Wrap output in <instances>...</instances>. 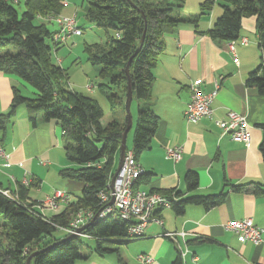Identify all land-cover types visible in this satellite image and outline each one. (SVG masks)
<instances>
[{
	"label": "trees",
	"instance_id": "trees-1",
	"mask_svg": "<svg viewBox=\"0 0 264 264\" xmlns=\"http://www.w3.org/2000/svg\"><path fill=\"white\" fill-rule=\"evenodd\" d=\"M19 1L0 0V70L19 76L35 92L26 95L14 87L10 110L0 113V131L3 132L0 141H4L7 126L14 121L22 105L27 107L33 126H37L39 112L46 121L56 120L63 130L67 159L79 164L64 167L59 174L83 182L84 186L81 197L63 211L44 219L34 208L36 200L29 199L28 195L35 181L29 186L20 184L17 190H12L18 195V200L4 194L0 183V216L3 217L0 224V264H27L29 257V264H74L83 257L82 236L65 232L63 237H58L55 233L62 230L57 225L67 226L81 208H100L98 193L107 186L117 169L123 132L127 126V118H121L119 110L125 116L126 67L130 58L133 57L129 69L133 93L142 101L138 107L131 148L139 161L140 156L151 148L160 120L149 101L155 78L153 68L166 48V38L175 34L182 23H190L197 28L201 17L211 13L215 0L201 2L200 12L188 15L180 12L184 0H84L86 17L103 27L107 37L105 42L85 46L89 60L102 65L99 76L107 80L99 84L112 113L106 124L102 123L104 109L99 100L65 86L67 70L53 60L52 49H57L59 44L53 41L55 30L48 24L53 22V16L63 13L66 7L64 0H24L25 9L21 14L13 4ZM220 3L222 12L206 31L215 40L237 39L243 16L257 17L262 61L250 72L247 84L257 87L264 95V0H220ZM8 45L18 47V52H1ZM260 126L264 133V123ZM260 150L264 157V135ZM150 180L151 173L145 171L138 178L136 187L149 184ZM185 183L187 190L196 189L198 172L189 170ZM248 185L236 184L231 188L240 191L248 189ZM251 185L255 193L261 192L257 183ZM161 193L172 200V208L177 214H183L188 204H201L209 209L223 203L226 198L225 192L186 197L174 189ZM127 228L125 221L108 217L94 220L84 228V232L95 239V251L104 254L119 249L104 243L120 244L140 238H129ZM54 242L59 243L53 245ZM174 264H183L182 258L178 256Z\"/></svg>",
	"mask_w": 264,
	"mask_h": 264
},
{
	"label": "crops",
	"instance_id": "crops-1",
	"mask_svg": "<svg viewBox=\"0 0 264 264\" xmlns=\"http://www.w3.org/2000/svg\"><path fill=\"white\" fill-rule=\"evenodd\" d=\"M67 1L63 13L77 14L72 2ZM215 4L209 15L201 17L197 28L182 23L175 34L166 38V48L153 68L155 78L149 105L160 120L151 148L139 158L151 173V180L139 187L159 193L174 189L185 197L225 192L226 198L209 209L201 204H188L183 214H177L173 208L160 209L157 214L162 224L151 222L142 237L118 245L115 252L120 264H174L178 256L183 264H264V234L263 241L254 244L242 242L236 232L225 228L227 221L245 217L264 227V157L260 150L264 135L260 126L264 123V95L257 87L247 84L250 72L262 61L257 17L243 16L239 37L234 41V55L230 41L215 40L206 33L222 12V7L218 10ZM242 37L248 39L247 44L241 42ZM193 82L206 91L217 90L212 117H204L198 123L189 122L184 113L191 99ZM15 86L26 95L35 92L19 76L0 70V113L10 110ZM137 102L139 107L142 101L138 99ZM230 110L247 117L251 125L249 145L224 134L216 123L219 119H227ZM28 114L27 107L20 106L14 121L7 126L2 142L7 157H0V183L4 188L17 190L25 180L32 179L35 183L28 194L32 200L56 189L65 190L45 177L52 166L62 185L77 183L66 181L59 174L64 167H76L65 157L60 124L56 120H44L39 112L37 126H33ZM119 116L125 118L121 109ZM2 136L0 131V138ZM174 146L182 147L179 161L166 157V148ZM189 170L199 174V185L191 191L185 183ZM251 183H257L261 192L255 193ZM236 184L250 185L248 189L236 191L231 188ZM34 187L39 195L31 194ZM68 192L72 196V192ZM72 200L75 201L73 197ZM65 208L63 206L54 214ZM54 214L49 212L50 216ZM166 231L173 232L174 236H165ZM64 233L57 231L55 235L63 237ZM133 241L135 243L127 245L124 251L120 247ZM112 252L100 254L93 247L90 254H83L74 264H116ZM142 253L149 254L153 260L149 263L139 261L138 255Z\"/></svg>",
	"mask_w": 264,
	"mask_h": 264
},
{
	"label": "built area",
	"instance_id": "built-area-1",
	"mask_svg": "<svg viewBox=\"0 0 264 264\" xmlns=\"http://www.w3.org/2000/svg\"><path fill=\"white\" fill-rule=\"evenodd\" d=\"M68 2L64 0V5ZM57 23L52 39L61 45L68 41L71 35H81L82 27L78 23V16L74 14H57L52 17ZM235 40L230 41L229 47L235 51ZM241 42L248 43L246 37L241 38ZM234 55L235 52H234ZM237 59V58H236ZM61 62V60H60ZM94 87L93 84L88 89ZM217 95V90L206 91L199 83L191 84V99L185 109V117L189 122L198 123L204 117H212L213 101ZM227 119H219L216 123L220 126L224 134H229L233 139L243 141L247 145L251 141L250 124L247 117L237 111L230 110ZM166 157L179 161L182 157V147L174 146L166 148ZM0 157H7L3 143L0 141ZM22 165V163H20ZM145 168L137 160L133 149H126L125 157L120 171L111 185V179L107 186L98 193L100 208L94 207L81 208L72 217L67 226L57 225L60 230L72 234L87 236L82 227L89 223L93 218L102 220L108 217L117 218L127 223V234L129 238L142 237L146 226L151 222L163 223L158 216V211L163 208H172V200L165 194L152 192L140 187H136L138 178L145 173ZM32 179L24 181V185L29 186ZM3 193L18 200V195L13 194L9 188H3ZM35 210L44 219H49V212L56 213L62 205L68 206L73 200L71 194L63 189H56L53 193L47 194L42 199H35ZM111 201H113L111 203ZM225 228L238 234L242 242L251 241L260 244L263 241L264 227L258 225L250 217L242 219H232L225 223ZM174 233L166 231L165 236L173 237ZM139 261L149 263L153 257L149 254H139Z\"/></svg>",
	"mask_w": 264,
	"mask_h": 264
},
{
	"label": "rangeland",
	"instance_id": "rangeland-1",
	"mask_svg": "<svg viewBox=\"0 0 264 264\" xmlns=\"http://www.w3.org/2000/svg\"><path fill=\"white\" fill-rule=\"evenodd\" d=\"M68 2L67 0H65ZM205 0H184L185 4L182 9V12L184 13H190V14H197L200 12V3ZM69 2H72V9H76L77 15H78V23L82 27L83 33L81 35H71L68 38V41L65 44H61L57 46L58 48L52 49V56L54 62L61 64L62 67H64L67 70L68 78L67 83L65 82V86H67L70 89H74L77 92H81L85 95L94 97L95 99L99 100L101 103L103 109H104V117H103V123L106 124L111 120L112 113L110 109V105L108 102V99L105 94H103L99 89V84L101 82H107L106 79H102L99 76L100 70L102 69L101 64H93L89 60V55L85 50L86 44L93 45L95 43H101L105 42L107 40L106 32L103 27H100L94 22H91L86 17V3L84 0H69ZM14 6L18 9L19 13L21 14L23 10L25 9V3L24 0H20L19 2H13ZM220 0H216L215 7L218 10H221L220 6ZM74 12V11H73ZM71 14V13H70ZM74 14V13H73ZM209 15V14H208ZM39 22V20H37ZM50 28H57V23L55 21L48 24ZM12 52L17 53L18 47L14 45H8L1 49V52ZM61 60V62H60ZM93 84L94 87L92 90H88V86ZM32 95V94H30ZM138 98L134 96L132 103H131V113H132V119H133V126L131 130L128 133L127 136V147L131 148L134 145V136L135 131L137 127V116H138ZM125 117L126 114H125ZM66 157V152H65ZM73 166H79L78 163L70 162ZM45 177L48 178L50 181L55 183L56 186H61L65 188V190L72 192V197L77 200L79 197L82 196V189H83V182H78V180L72 179V178H65L66 181H76L77 184H72L69 182L67 185H62V183L59 181V176L57 173L54 172L53 166L50 168V172L47 174L45 172ZM31 178V177H30ZM58 179V181H56ZM79 185V186H77ZM82 185V187H81ZM35 187L33 189V192L31 194H37L35 191ZM46 191V188H44ZM43 195V194H42ZM31 197V196H30ZM43 198V197H42ZM35 198V199H42ZM62 205L60 209L63 207ZM0 222H3V217L0 216ZM61 233V232H58ZM6 239L3 238V241ZM82 241L84 243L81 253L82 255L90 254V252L93 250V247L96 246V242L94 238L82 236ZM135 243V241L127 244H121L120 247H122L123 251L126 250L127 245H131ZM105 246H113L118 247L119 244L117 243H104ZM112 254L116 260V264H120L118 262V253L112 252ZM108 254V255H110Z\"/></svg>",
	"mask_w": 264,
	"mask_h": 264
},
{
	"label": "water",
	"instance_id": "water-1",
	"mask_svg": "<svg viewBox=\"0 0 264 264\" xmlns=\"http://www.w3.org/2000/svg\"><path fill=\"white\" fill-rule=\"evenodd\" d=\"M144 41V36L143 38L141 39V44L140 46L142 45ZM139 46V48H140ZM138 48V49H139ZM135 54H133L134 56ZM133 57L130 58L128 64H127V67H126V73L128 75V91H127V97H126V113H127V126L123 132V139H122V143H121V146H120V154H119V162H118V166H117V169L116 171L114 172L113 176H112V179H111V185L114 184L115 182V179L120 171V168H121V165H122V162L124 160V157H125V153H126V147H127V136H128V133L129 131L131 130L132 126H133V119H132V113H131V103H132V100H133V97H134V93H133V89H132V83H131V77H130V74H129V69H130V64H131V60H132ZM113 201H111L112 203ZM95 219L93 218L89 223L85 224L82 229H84L86 226H88L90 223H93ZM72 235V234H71ZM68 238V237H67ZM64 240V238L62 239ZM60 242V241H59ZM59 242H54L53 245H56L58 244ZM30 259L31 257L28 258L27 260V264H29L30 262Z\"/></svg>",
	"mask_w": 264,
	"mask_h": 264
}]
</instances>
